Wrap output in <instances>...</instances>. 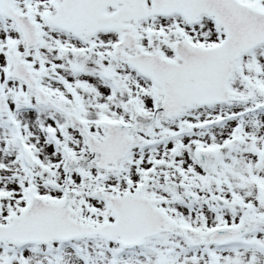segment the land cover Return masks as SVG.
I'll use <instances>...</instances> for the list:
<instances>
[{"label": "snow or ice", "instance_id": "1", "mask_svg": "<svg viewBox=\"0 0 264 264\" xmlns=\"http://www.w3.org/2000/svg\"><path fill=\"white\" fill-rule=\"evenodd\" d=\"M0 264H264V0H0Z\"/></svg>", "mask_w": 264, "mask_h": 264}]
</instances>
